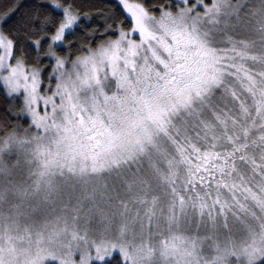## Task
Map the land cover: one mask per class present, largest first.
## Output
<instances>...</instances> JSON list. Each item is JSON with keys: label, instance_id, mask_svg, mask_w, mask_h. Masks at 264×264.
I'll return each instance as SVG.
<instances>
[{"label": "snow or ice", "instance_id": "6c2138e0", "mask_svg": "<svg viewBox=\"0 0 264 264\" xmlns=\"http://www.w3.org/2000/svg\"><path fill=\"white\" fill-rule=\"evenodd\" d=\"M0 264H264V0H0Z\"/></svg>", "mask_w": 264, "mask_h": 264}]
</instances>
